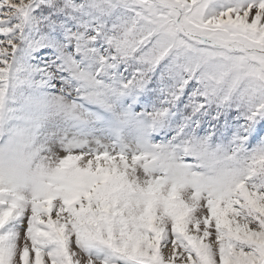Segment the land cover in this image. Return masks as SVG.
Instances as JSON below:
<instances>
[{"label": "snow or ice", "instance_id": "snow-or-ice-1", "mask_svg": "<svg viewBox=\"0 0 264 264\" xmlns=\"http://www.w3.org/2000/svg\"><path fill=\"white\" fill-rule=\"evenodd\" d=\"M0 264H264V0H0Z\"/></svg>", "mask_w": 264, "mask_h": 264}]
</instances>
